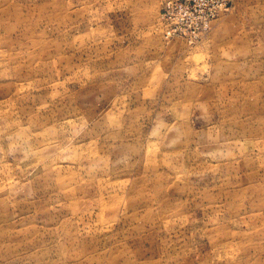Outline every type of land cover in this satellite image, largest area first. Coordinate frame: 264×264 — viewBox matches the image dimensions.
Wrapping results in <instances>:
<instances>
[{
    "label": "rangeland",
    "instance_id": "rangeland-1",
    "mask_svg": "<svg viewBox=\"0 0 264 264\" xmlns=\"http://www.w3.org/2000/svg\"><path fill=\"white\" fill-rule=\"evenodd\" d=\"M0 264H264V0H0Z\"/></svg>",
    "mask_w": 264,
    "mask_h": 264
}]
</instances>
